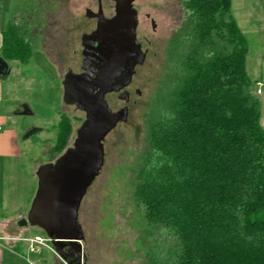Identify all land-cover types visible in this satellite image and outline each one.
Returning a JSON list of instances; mask_svg holds the SVG:
<instances>
[{
    "label": "rangeland",
    "instance_id": "1",
    "mask_svg": "<svg viewBox=\"0 0 264 264\" xmlns=\"http://www.w3.org/2000/svg\"><path fill=\"white\" fill-rule=\"evenodd\" d=\"M101 3L105 15H111L113 3ZM130 4L137 14V40H141L137 52L144 58L134 67L129 86L118 91L129 101L123 95L120 101L113 99V108L125 109L126 115L102 142V164L81 200L78 217L88 239L91 264H178L180 246L162 224L147 219L146 207L133 195L150 151L148 120L159 112V100L166 96L171 81L181 75L177 64L186 48L180 32L188 31L182 28L183 0H131ZM96 9V0H26L16 6L8 29L28 41L32 57L26 65L10 61L12 74L7 82L13 102L18 101L16 107L26 106L31 113L23 117L28 131L39 132L20 139L21 158L0 165V221H12L20 213L24 215L19 221L27 220L38 190L36 171L54 157L50 149L64 120L73 128L64 150L74 149L78 138L74 131L82 114L63 103L61 81L67 68L79 67V41L92 27L85 10ZM230 16L247 40L246 71L251 85L244 92L258 100L264 129V87L260 96L255 87L256 80L264 82V0H232L224 20ZM17 224L8 228L14 227L19 237L44 240L45 234L37 228L28 225L24 231ZM19 245L12 256L14 264L64 260L53 247L29 253L28 243Z\"/></svg>",
    "mask_w": 264,
    "mask_h": 264
},
{
    "label": "trees",
    "instance_id": "2",
    "mask_svg": "<svg viewBox=\"0 0 264 264\" xmlns=\"http://www.w3.org/2000/svg\"><path fill=\"white\" fill-rule=\"evenodd\" d=\"M231 1L183 0L181 75L148 120L150 151L134 188L147 219L180 246L178 264H264V129L258 100L244 92L247 40L224 20ZM31 57L7 27L2 58ZM70 128L59 124L52 153Z\"/></svg>",
    "mask_w": 264,
    "mask_h": 264
},
{
    "label": "flooded vegetation",
    "instance_id": "3",
    "mask_svg": "<svg viewBox=\"0 0 264 264\" xmlns=\"http://www.w3.org/2000/svg\"><path fill=\"white\" fill-rule=\"evenodd\" d=\"M109 1L113 3L112 14L107 16L100 0L102 19L98 18V0H96L97 9L95 12L85 10L84 16L92 23V27L82 34L79 41V67L76 71L67 68L65 78L61 81L62 94H65V98L69 100L70 106L74 107V111L82 114L79 125L74 131L77 136L89 130L85 122L90 116L94 117L95 121L93 120V122H96L102 131L111 121V116L108 115H116L118 112L123 111L122 109L115 110L113 108V99L120 101V95L123 94L119 95L117 90L129 86L130 82L127 85L125 84L128 80L126 67L131 62V59H129L130 53L132 49L137 52L139 51L137 49L141 48V40H137L136 29H133V24L134 27L137 24V14L131 8V0ZM143 42L147 41L143 40ZM118 53L120 67L113 66L112 71L110 69L109 75L106 77L105 71L108 70L109 65L118 64L116 62ZM117 76L119 77L117 78ZM102 95L104 105L100 102V96ZM123 96L129 101V97ZM63 103L68 104L64 100ZM69 124L72 132V125ZM72 145L74 147L75 143ZM70 148V146L67 147L60 154L54 153L51 161L40 167L36 174L45 168L43 174L49 178L56 171L54 169L56 161L64 156ZM64 221L66 228L62 230V239L58 240L51 241L42 229L35 228L45 234L46 245L49 248L53 247L63 257L64 260L57 264H91L88 239L78 215L74 221L75 223L68 218Z\"/></svg>",
    "mask_w": 264,
    "mask_h": 264
},
{
    "label": "water",
    "instance_id": "4",
    "mask_svg": "<svg viewBox=\"0 0 264 264\" xmlns=\"http://www.w3.org/2000/svg\"><path fill=\"white\" fill-rule=\"evenodd\" d=\"M98 18L102 19L100 0H98ZM135 27L133 24V29ZM116 58L118 64L109 65L110 67L105 71L106 77L109 75L110 69L112 71L113 66L120 67L119 53ZM143 58V54L132 49L129 57L131 62L128 61L129 64L126 67L128 80L125 85L130 82L134 67L139 65ZM7 72L6 62L0 58V76H4ZM63 100L69 104L65 94H63ZM100 102L104 105L103 95L100 96ZM20 109L19 115L31 116L26 106H21ZM125 115V109L116 115H108L111 116V121L102 131L100 126L93 122V120L95 121L93 116L88 118L85 125L89 130L79 134L74 149L67 150L66 154L56 161L54 167L56 171L49 178L43 174L45 168L36 174L37 193L27 214V220L18 222L17 226L38 227L51 241L62 239V230L66 228L64 219L68 218L71 222L76 220L86 189L100 170L103 157L102 142L106 134L115 126L118 119ZM38 132V129H31L23 136V139L25 140Z\"/></svg>",
    "mask_w": 264,
    "mask_h": 264
},
{
    "label": "crops",
    "instance_id": "5",
    "mask_svg": "<svg viewBox=\"0 0 264 264\" xmlns=\"http://www.w3.org/2000/svg\"><path fill=\"white\" fill-rule=\"evenodd\" d=\"M22 1L26 0H0V58H2V41L3 33L11 22V18L16 10V6ZM232 2V1H231ZM236 22V21H235ZM237 24V23H236ZM238 26V25H237ZM239 28V27H238ZM240 29V28H239ZM32 51V50H31ZM3 59V58H2ZM4 60V59H3ZM5 61V60H4ZM8 66V72L4 76H0V165L2 166L7 161H16L21 158L23 152L21 149V138L24 136L28 129L24 116L19 115L21 111L17 106V102H13L14 98L10 84L7 79L12 74L11 62L5 61ZM256 95H261L264 82L260 79L255 81ZM259 92V93H258ZM260 125H262L261 109H260ZM24 140V139H23ZM23 213L18 214L16 218L10 220L0 221V264H14L12 256H15V248L22 247L19 243H28L30 238L19 237L16 230L10 228L15 223L20 222L23 218ZM9 227V228H8ZM23 227L26 231V227ZM13 249V250H12ZM6 252V253H5ZM29 253L30 252L29 250ZM6 255V256H5ZM9 256V258H8ZM18 257V256H17ZM19 258V257H18ZM10 259V260H8ZM31 264V263H30Z\"/></svg>",
    "mask_w": 264,
    "mask_h": 264
},
{
    "label": "built area",
    "instance_id": "6",
    "mask_svg": "<svg viewBox=\"0 0 264 264\" xmlns=\"http://www.w3.org/2000/svg\"><path fill=\"white\" fill-rule=\"evenodd\" d=\"M259 93V92H258ZM40 247H48L45 244V241L41 238L35 237L29 240V250L30 252H36Z\"/></svg>",
    "mask_w": 264,
    "mask_h": 264
}]
</instances>
